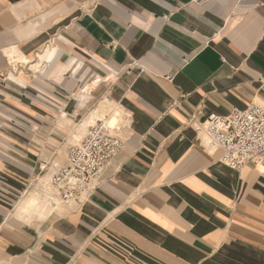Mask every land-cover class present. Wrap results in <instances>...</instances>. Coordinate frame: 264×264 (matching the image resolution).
Masks as SVG:
<instances>
[{
	"label": "crops",
	"instance_id": "0c3cea01",
	"mask_svg": "<svg viewBox=\"0 0 264 264\" xmlns=\"http://www.w3.org/2000/svg\"><path fill=\"white\" fill-rule=\"evenodd\" d=\"M253 101L264 0H0V264H264V168L189 123ZM91 118L125 140L92 197L12 214Z\"/></svg>",
	"mask_w": 264,
	"mask_h": 264
},
{
	"label": "built area",
	"instance_id": "2783aa9c",
	"mask_svg": "<svg viewBox=\"0 0 264 264\" xmlns=\"http://www.w3.org/2000/svg\"><path fill=\"white\" fill-rule=\"evenodd\" d=\"M167 78H171L170 75ZM187 94H182L185 99ZM174 100L172 106L179 105ZM199 133L206 134V149H221V162L241 169L250 164L264 166V101H253L247 108H234L228 115L212 113L205 121L190 119ZM125 140L115 134L103 119L89 125L83 137L72 145L65 163L42 161L38 177L42 201L54 211L62 206L84 205L101 186L113 159Z\"/></svg>",
	"mask_w": 264,
	"mask_h": 264
},
{
	"label": "rangeland",
	"instance_id": "374dc122",
	"mask_svg": "<svg viewBox=\"0 0 264 264\" xmlns=\"http://www.w3.org/2000/svg\"><path fill=\"white\" fill-rule=\"evenodd\" d=\"M13 77H15V76L13 75ZM18 81H21V80H18ZM105 121L108 123V119H105ZM204 137L206 138V135ZM75 141L76 140H72L71 142L74 143ZM0 149L6 150L7 147L0 144ZM40 178L41 177H38V174H37L30 179V181L28 182L27 185L24 186V188L22 187V189L18 192V194H14L11 192L13 195L12 197L15 198L11 205L8 204L9 205L8 207L12 210V214L16 213V215L18 216V214L20 212L19 210H20V207L22 206V204L25 203L26 200L31 199L33 196L39 197L40 200L42 201V198H41L42 196L40 195L39 187L42 185L43 182H46V176L41 178L42 183L40 182ZM9 179L10 178H8V176L5 173L0 171V196L3 195L6 197V195H9L3 186V185H6V186L8 185V182L10 181ZM3 196H2V198H4ZM36 209H37V207L35 209L31 210V212L25 213L23 215H28V216L30 215V216H35V217L39 218L41 216L40 214L42 212V209L41 208L38 210H36Z\"/></svg>",
	"mask_w": 264,
	"mask_h": 264
},
{
	"label": "bare ground",
	"instance_id": "6f19581e",
	"mask_svg": "<svg viewBox=\"0 0 264 264\" xmlns=\"http://www.w3.org/2000/svg\"><path fill=\"white\" fill-rule=\"evenodd\" d=\"M24 56V55H23ZM21 58V57H20ZM15 59V58H14ZM17 59V58H16ZM22 59L24 60V61H28V59L26 58V57H22ZM21 59V60H22ZM10 79H12V80H14L15 79V77H13V75H11L10 76ZM97 121V120H96ZM95 120H94V118H91L90 120H87V121H85L83 124H81V126L78 128V129H76V132H74L73 133V138H72V140H76V138H78V136H80V134H81V132L83 131V130H85L89 125H91V124H93V123H95L96 122ZM107 123V122H106ZM117 124H118V119L117 118H115L114 120H113V122H112V125L115 127V126H117ZM107 125H108V127L109 128H111V129H113L112 127H111V125L110 124H108L107 123ZM83 134V133H82ZM204 135H206V134H204ZM206 138H207V140H208V137H207V135H206ZM261 169H263L264 168V166L263 165H260L259 166ZM46 180H47V177H46ZM37 207V209L36 210H38V209H42V212H41V214L40 215H42V217L43 216H46L47 214H52V213H54L55 211H54V209L53 208H48V206L47 205H45V203H43L41 200H40V198L39 197H37V196H33L31 199H28V200H26L25 201V203H23L22 204V206L20 207V212H19V216H21V215H23V214H25V213H28V212H31V210H33V209H35ZM62 207H64V206H62ZM62 210V209H61ZM59 211V210H58ZM37 212V211H36Z\"/></svg>",
	"mask_w": 264,
	"mask_h": 264
}]
</instances>
